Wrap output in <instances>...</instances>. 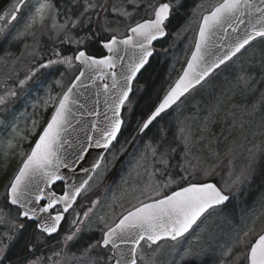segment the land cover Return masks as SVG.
I'll return each mask as SVG.
<instances>
[{
	"label": "snow or ice",
	"instance_id": "snow-or-ice-1",
	"mask_svg": "<svg viewBox=\"0 0 264 264\" xmlns=\"http://www.w3.org/2000/svg\"><path fill=\"white\" fill-rule=\"evenodd\" d=\"M141 2L126 0V4L132 6L131 10L124 5L119 8L113 5L112 11L125 19L131 17L135 20L136 12L141 10ZM23 5L24 0H17L11 11L0 15V40L5 43L19 41L27 36L28 29L37 22L42 23L53 10L58 12L60 6L53 4L52 0H40L25 29L17 31L20 23L17 14ZM183 6V0H165L158 4L150 2L146 7L152 9L151 18L135 22L134 26L128 28L130 35L117 38L114 34L101 35L109 32L105 25L98 29L91 27L93 17L98 16L99 10L103 8L102 4L96 0H63L65 20L62 29L71 33V29L78 27L79 31L75 35H66L60 42L73 44L74 50L70 54L54 50L46 61L42 59L38 67L19 80L17 87L24 89L41 69L56 65L73 67L74 62H78L83 70L63 95L52 101L50 119L40 129L34 145L24 154L21 166L5 188L4 207L0 208V226H3V230H0V264H138L140 259L147 256L145 248L155 252L161 247V242L167 241L180 245L175 249L170 264H207V261L200 259L203 249L196 251L190 244L187 248L183 244L193 236L199 240L196 233L208 227L207 222L223 211L233 194L206 180L192 182L183 175L180 180L185 183L175 180L168 168L169 158L176 152V133L167 125L161 126V121L171 115L169 110L174 112L185 104L194 89L208 87L211 83L209 78L214 73L219 74L217 70L223 72L234 65L240 57L255 48L254 42L257 40L264 43V0H220L205 10L206 15L201 12L198 38L186 68L169 86L166 94L147 108L137 121L136 131L140 134L156 129L142 159L149 155L157 159L163 177L162 181L148 186L153 194L147 191L141 193L147 195V201L140 200L110 223L100 217L103 224L99 229L100 235L86 237L93 230V220L89 215L92 209L81 214L76 212L74 206H77V198L87 181L79 185L69 183V178L61 171L70 169L75 172V164L86 157L89 149L110 150L114 146L113 142H119L118 137L126 128L123 113L131 114L136 100L133 82L139 84L138 74L142 77L147 72L146 65H149V58L153 56V41L168 35L171 18ZM13 21H16L15 25ZM217 36L225 42L217 43ZM93 43L106 49V54L98 58L89 52L88 46ZM130 49L138 51H134V58L125 65L124 57ZM118 64L119 73L116 71ZM106 78H110L111 83L102 84L107 109L104 112V126L97 128V124L93 123L90 131L97 135L86 132L83 140L73 145L67 135L75 118L73 106L81 109L85 107L79 102V89L87 88L89 80L95 83ZM237 79L241 87H251L253 98L240 106L238 115L232 113L234 128L237 125L243 127L248 122V116L264 108V50L260 52L259 62L253 56L251 67H242ZM19 94L16 88L6 87L4 93L0 94V111H6V106ZM96 102L99 103L98 100ZM43 104L47 107L48 100ZM87 114L101 115L96 109ZM214 115L209 111L201 120V139L213 123ZM15 120V114H12L11 123L5 119L0 120V125L10 127L13 137H18V142L22 143L35 131L38 122L32 120L31 129L21 130ZM178 135L185 146V162L189 166L180 171L188 172L189 175L193 174L190 168L200 172L210 171V168L202 166L210 163L207 158L202 160L199 156H193L188 159L197 137L193 126L182 122ZM66 145L76 149L72 160L66 155ZM259 151L264 154V147ZM98 159L103 161L104 157ZM250 159L255 162V153ZM99 166V163L94 165L96 168ZM256 172V168L250 165L232 183H248L255 179ZM261 177L264 182V173H261ZM174 184L177 187L173 188ZM60 185H65L67 190L58 192L56 189ZM66 214H70L72 219L68 220ZM62 223L70 227L62 230ZM248 232L255 233L254 239H245L248 233L238 236L232 247L222 254L232 258L230 264H264V228L257 232L252 227ZM181 238H184L183 241ZM153 246L156 248L153 249ZM233 249L238 251L234 252ZM220 264H225V261L221 259Z\"/></svg>",
	"mask_w": 264,
	"mask_h": 264
},
{
	"label": "rangeland",
	"instance_id": "rangeland-1",
	"mask_svg": "<svg viewBox=\"0 0 264 264\" xmlns=\"http://www.w3.org/2000/svg\"><path fill=\"white\" fill-rule=\"evenodd\" d=\"M164 1L142 0L141 10L136 12L133 20L131 17L125 19L118 12L112 11L113 5L117 8L124 5L131 10L132 6L127 5L126 0H96L103 5V8L99 10L98 16L93 17L91 27L98 29L101 25H105L109 32L101 35L114 34L117 38H122L128 35L129 26L151 18L152 9L146 5L150 2L158 4ZM39 2L40 0H24V5L17 14V20L20 21L17 31L25 29ZM52 2L60 5L58 12L53 10L42 23L37 22L34 27L27 30L29 33L27 36L10 43L0 40V94L4 93L6 87L16 88L20 93L6 106V111H0V120L8 119L11 123L12 114H15V123L21 130L31 129L32 120L38 122L35 131L22 143L18 142V137H13L10 127L5 128L0 125V208L4 207L3 195L7 184L21 166L24 154L33 146V139L45 126L46 116L48 115V120L50 119L53 111L52 101L58 100L63 95L80 70L77 62H74L73 67L56 65L49 69H41L24 89L17 87L18 81L38 67L42 59L46 61L56 48L68 44H62L61 39L68 34L75 35L79 31L78 27L71 29V33H66L62 29L61 25L65 20L63 0H52ZM219 2L220 0H183L184 6L171 18L172 32L154 47L153 60L160 67H164L165 84H170L179 78L191 56L201 22L200 13L206 15L205 10ZM16 3L17 0H12L5 11H11ZM12 24L15 25L16 21ZM254 43V49L245 53L225 71L218 70V75L214 73L209 78L211 83L208 87L194 89L185 104L174 112L170 110L171 115H167L161 121V126L167 125L176 133V152L169 158L168 168L175 180L178 183H185L186 181L180 180L181 175L192 182L215 180L218 187L228 189L233 194L223 211L207 222L208 227L196 233L200 239L197 240L193 236L190 241L183 244L185 248L190 244L196 251L203 249L200 259L207 261V264H220L221 259L225 264H230L232 258L224 257L222 254L227 248L232 247L237 237L248 233L245 239H254L255 233H249L248 229L255 227L258 232L264 228V182L261 177V173H264V154L259 151L264 147V108L255 115L248 116L246 118L248 122L243 127L239 125L233 127L232 115V113L238 115L240 106L253 98L251 87L247 89L241 87L237 77L242 67H251L253 56L256 62H259L264 43L259 40ZM74 47L70 44V48L65 51L70 54ZM143 86L145 87L144 84L137 85L133 111L131 114L126 112L124 116L126 128L118 138L119 142L109 150L75 206L76 212L81 214L92 209L89 215L93 220V230L86 234V237L100 235L99 229L103 227L100 217H104L110 223L122 213H126V210L131 209L133 205L138 204L140 200L147 201V195L141 193L147 191L153 194L148 186L163 180L157 159L150 155L142 159L156 129L147 134L136 131L140 117L134 114L136 108L141 106L139 98L145 89ZM45 100H48L47 107L43 104ZM209 111L215 114L213 123L201 139L199 124ZM185 121L192 125L197 133L188 159H192L193 156H199L202 160L207 158L210 163H204L202 166L205 169L210 168L208 172L190 168L193 174L189 175L188 172L180 171L181 168L189 167L185 162V146L178 135L179 127ZM23 134L22 131L21 135ZM253 153H255L254 163L250 159ZM250 165L257 170L255 179L248 183L233 184V180ZM154 172L156 175H152ZM172 187L175 188L177 185L174 184ZM170 190L162 189V191ZM67 218L71 220L72 216L69 214ZM68 227L70 225L64 223L62 230ZM0 230H3V226H0ZM183 239L181 238L182 241ZM141 247L144 248V243ZM179 247L176 242L167 241L161 242V247L155 252L145 248L147 256L140 259L138 264H170L175 249ZM155 248L156 246H153V249ZM233 251L237 252L238 249Z\"/></svg>",
	"mask_w": 264,
	"mask_h": 264
},
{
	"label": "water",
	"instance_id": "water-1",
	"mask_svg": "<svg viewBox=\"0 0 264 264\" xmlns=\"http://www.w3.org/2000/svg\"><path fill=\"white\" fill-rule=\"evenodd\" d=\"M128 35H130V32H128ZM167 36L163 37V38H160V39H158L156 41H153V43H152L153 56H154V53H155L154 52L155 45L157 43L165 40L167 38ZM197 38H198V34H197ZM215 40H216L217 43H224L225 42L219 36H217L215 38ZM103 51H104V54H106L107 50L103 49ZM134 51H138V50L130 49L128 54L124 57L125 65L127 63L131 62L132 59L134 58ZM153 56L149 58V63L152 60ZM190 57H189V59H190ZM77 64L80 67V70H79V72H80L83 69L81 68V66H80V64L78 62H77ZM147 67H148V65H146V68ZM185 68H186V66H185ZM116 71L118 73L120 71L119 64L117 65ZM142 72H143V70H142ZM78 75H79V73L77 74V76ZM139 76L140 75L138 74V77ZM138 77H137V79H138ZM103 83H109L110 84L111 83L110 78H106L105 80H97L95 83H92V81L89 80L87 88H80L79 89L78 99H79V102L81 104L85 105V107L83 109H81V108H78V106H73V110L75 112V118L73 120V126L70 129V132L67 134L68 135V139L73 142V145H75L78 142L82 141L83 138L85 137V133L86 132L89 135H93V136L97 135V133H93V132L90 131L91 125L93 123L97 124V128H102L104 126V122H105L104 112L107 111V109H106V105H105V94H104V91H103V88H102V84ZM134 85H135V82H133V87H134ZM74 91H76V90H74ZM97 100L99 101V103L96 102ZM94 109L100 111L101 115L99 117L87 114L88 112H91ZM81 113H84V114L81 115ZM110 114L111 113L109 112V115ZM114 144H115V142H113V145ZM65 147H66V150H67L66 151V155H67L68 159L69 160L74 159L75 158L74 157V152H75L76 149L73 146H71V145H66ZM108 152H109V150H104V149H97V148L89 149L88 154L86 155V157L83 160H80V161H78L75 164V169H76L75 172L71 171L70 169H62L61 171L64 173L65 176H67L69 178L68 179L69 183H75V184L79 185V184H81V182L87 181V184L84 187V190H85L86 187L89 185V183L93 180L97 170L99 169V167L103 163V161H104L106 155L108 154ZM100 156L104 157L103 161L98 159ZM97 163H99V165H100L98 168L94 167V165L97 164ZM60 186L62 187V190H67L65 185H60ZM84 190L82 191L80 197L77 198V203L80 200ZM68 215L69 214H66V216H68ZM63 224L64 223H62V226H63ZM171 242H173V241H171ZM142 243L143 242H141V244Z\"/></svg>",
	"mask_w": 264,
	"mask_h": 264
},
{
	"label": "trees",
	"instance_id": "trees-1",
	"mask_svg": "<svg viewBox=\"0 0 264 264\" xmlns=\"http://www.w3.org/2000/svg\"><path fill=\"white\" fill-rule=\"evenodd\" d=\"M12 0H0V15L2 14L3 11H5L8 6L10 5ZM165 2V1H164ZM168 36L169 33L172 32V23L170 21L169 26H168ZM167 36V37H168ZM70 48V44H66L65 46L59 47V49H55L56 51H62L64 53H67L65 51L66 49ZM88 51L91 52L93 55H96L97 57H100L101 55L104 54L103 49L100 47V45H97L95 43L91 44L88 46ZM155 55V54H154ZM154 58V56H153ZM150 61L148 67H147V72L143 73V76H139V84H144L145 89L143 90L141 97L139 100L141 101V106L136 108V113L134 116L140 117L150 106H152L158 99L162 98L164 94H166L168 88L170 85L174 84V82H171L170 84H165L163 77H164V67H160L159 64L155 63L153 60ZM63 66V65H62ZM65 67V66H63ZM138 85V84H137ZM137 85L135 83L134 85V91H137ZM158 86V87H157ZM126 112L124 113L123 116H125ZM48 120V115L46 116V121ZM38 134L36 135V137ZM36 137L33 139V143L36 139ZM120 138V137H119ZM34 145V144H33ZM213 182L217 183L215 180ZM58 192L62 190L61 186H58L56 189Z\"/></svg>",
	"mask_w": 264,
	"mask_h": 264
},
{
	"label": "bare ground",
	"instance_id": "bare-ground-1",
	"mask_svg": "<svg viewBox=\"0 0 264 264\" xmlns=\"http://www.w3.org/2000/svg\"><path fill=\"white\" fill-rule=\"evenodd\" d=\"M213 182V181H212ZM215 183V182H214ZM231 200V199H230Z\"/></svg>",
	"mask_w": 264,
	"mask_h": 264
}]
</instances>
